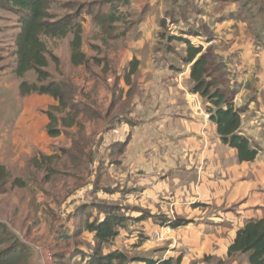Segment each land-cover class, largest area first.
<instances>
[{
    "label": "crops",
    "instance_id": "1",
    "mask_svg": "<svg viewBox=\"0 0 264 264\" xmlns=\"http://www.w3.org/2000/svg\"><path fill=\"white\" fill-rule=\"evenodd\" d=\"M158 2L162 6V0H140L136 4L139 8L149 6L151 9L150 7ZM179 2L191 7L193 4H201L202 0H178L175 6L180 7ZM205 3L209 4V8L216 6V10L209 12V15L203 18V23L196 27L189 25L187 19L181 20L190 28L188 32L174 37L188 40L193 47H201L202 52L211 48L214 55L225 63L231 72L229 80L234 89L232 102L234 107L241 111L239 132L253 147L256 140L264 136V0H205ZM244 4H253L250 6L252 7L250 14L243 12ZM169 5H171L170 1ZM153 11L149 10L146 16L138 21L139 34L130 41L131 49L123 54V63H126L121 66V70L113 67L112 71L109 65L108 76L103 78L107 81L105 80L106 84H103L98 99L99 103L105 106L103 110L107 109V113L110 114L116 108H122L124 111L119 115H112L111 119L106 112L101 114L98 121L101 128H103L102 124L104 125V132H100L98 138L93 137L88 129L84 131L89 144L83 147L81 161L75 162L78 167L74 165V160L67 157L68 166L72 169L79 170L82 166L89 165L92 176L80 187V189L86 188L84 189L86 197L81 193L74 196L79 189L75 187V192L68 193L64 199H69L70 210H74L81 203L111 204L108 202L120 201L121 198L128 199L133 190L130 188H134L130 186H135L136 183L131 184V181L125 177L124 180L115 179L112 184L107 180L109 169H121L124 167L123 162L127 161L130 171L145 170L147 177V171L154 169V147L153 144L143 145L141 138L148 143L150 135L166 137L170 134L172 137L177 135L183 140L184 145L173 148L171 153L186 154V150H192L197 155L198 162L201 160L193 174L200 193L192 199L193 204H201L205 207L199 211L197 225L179 227L186 229L179 231L178 238H174L173 243H168L172 244L169 247L168 259L175 258L179 259L178 264H189L190 252L184 257L180 256L183 250H188L194 255V260L197 261L195 264H249L247 254H236L229 258L227 250L236 232L245 223L263 218L264 158L261 159L257 155L253 162L240 163L235 150L221 142L216 125L205 117L208 114L206 112L208 104L200 96L189 94L193 85L190 80L192 63L173 67L175 65L169 61V49L164 51L154 49L159 27H167L173 23L170 21L168 23L163 16L157 21ZM205 20L210 22L207 23ZM80 24L83 33L84 24ZM169 38L171 37L168 36ZM71 41L72 36L67 46L69 63L75 70L81 71L88 59L80 47L84 63L72 64ZM194 43L196 44L193 45ZM183 46L186 54V45ZM132 61L137 62V69L127 83L125 76ZM14 69L15 67H10L8 63L0 65V116L2 117L0 146L4 144L8 147L10 138L22 137L29 133L33 138L42 139L46 147L50 148L55 138L47 133L49 121L43 112L48 107L57 106L58 102L47 95H21L19 85L22 79L15 76ZM76 80L77 78L74 81ZM74 83L78 86V83ZM2 89L5 92L2 93ZM86 92L85 90L84 93ZM77 95L76 93L72 96L74 105L92 102V99L87 101L85 97L78 98ZM117 103L119 105L116 107ZM198 104L200 108L197 107ZM10 112L18 113V117L13 122L7 120ZM79 118L84 119L83 114L72 117L74 121H79ZM4 119L6 123L3 122ZM112 119L115 120L114 124ZM128 123H132V126ZM58 129L60 130V126ZM77 139L75 136L73 140ZM117 144L123 146H113ZM68 146L71 147V141ZM39 148L43 150L42 147ZM9 151L10 148H4L2 154ZM24 152L30 153L28 150ZM165 152L168 153V150L166 149ZM43 153H48L46 156L53 154L48 149H44ZM85 155H89L92 161ZM160 160L164 159L160 158ZM0 166L7 168L6 166L9 165L0 162ZM119 206L122 205L119 203ZM145 208L149 210L148 206ZM129 209L132 212L137 211V206H131ZM73 212L66 215L68 235L73 231ZM150 214L154 216L152 212ZM125 216L130 217L127 212ZM102 217L100 215L99 219ZM148 221L154 224L151 218ZM125 230L120 229L119 236L123 234L121 231L125 232ZM83 237L90 247L93 244L91 235L85 232ZM52 239L51 236L48 243L56 246V241ZM89 247L77 248L88 253ZM68 250L72 251L73 247ZM44 251H47V247H44ZM175 253L179 255L174 256ZM71 255L69 257L71 262L81 261L80 255L74 257ZM31 264H39V257L35 251ZM173 264H176V261Z\"/></svg>",
    "mask_w": 264,
    "mask_h": 264
},
{
    "label": "rangeland",
    "instance_id": "2",
    "mask_svg": "<svg viewBox=\"0 0 264 264\" xmlns=\"http://www.w3.org/2000/svg\"><path fill=\"white\" fill-rule=\"evenodd\" d=\"M169 1L171 5H169ZM138 2L140 0H51L50 13L54 15L55 20L69 17L72 21L84 24L81 51L88 61L81 71L75 70L70 65L67 46L71 35L62 39H43L47 51L56 57L58 62L49 60V65L44 70L50 74V78L42 84L55 83L62 88L64 95L65 91L68 95L67 89L69 87H74V94L77 93L78 98L80 96L81 98L85 97L87 101L92 99V102L78 103L76 106L79 112L70 111L67 107L66 110L65 107H62L60 112L53 110L52 107L46 109L56 117V121L51 123L52 127L58 128L60 126L59 137H52L55 138L51 144L54 149L49 148V146L47 148L42 139L33 138L32 134L29 133L22 135V137L10 138L8 147L4 144L0 146V162L9 165L6 166L7 168L4 166L7 174L0 182L4 183L3 186H0V223L6 225L22 242L32 246L38 257L44 247H47L51 257L52 254L62 253L63 258L57 259V264L82 263L78 260L70 261L69 256L73 250H68L70 244L66 243L64 235H61L62 240H58L56 246L48 242L51 240V236L53 238L55 227H58L61 234L65 233L68 221L66 215L74 211L70 210L69 199L65 200V196L75 192V187L79 189L74 196L80 195V193L85 196L84 189L86 188L80 189L81 184L92 176L89 165L82 166L79 170L70 168L67 162V154L64 151H73L89 144L85 140L84 145H73L75 136L77 138L81 135L85 136L84 131L86 129L95 138H98L100 132H104V125L102 124L103 128H101L98 119L101 118V114L107 113V109L103 110L105 106L100 104L98 99H100L99 94L103 84H106L107 81L103 78L108 76L110 71L108 66L110 65L112 71L113 67L121 70V66L126 63H123V54L131 49L130 41L139 34L137 23L151 9L154 10L153 13L157 21L163 16L168 23L169 21L173 23L167 27H159L154 41V49L162 51L169 49V61L175 65L173 67L185 65L183 62L186 56L184 43L179 40H171L175 35L180 36L182 33L188 32L190 27L181 20L187 19L189 25L196 27V25L203 23V18L208 16L209 12L212 13L216 10V6L209 8V4L205 3V0H202L201 4H193L191 7L184 6L181 2H179L180 7L175 6L178 4V0H162V6L158 2L153 4L151 9L149 6L139 8V5L136 4ZM252 5L246 4L244 10ZM108 16H113L116 22L108 23ZM18 22L19 18L16 14L0 8V65L8 63L10 67H15L17 57L15 56L14 39L20 29ZM205 22L209 23L210 20H205ZM168 36L171 38L168 39ZM219 59L214 62V65H222L221 70L215 75L216 84L218 87L222 84L225 89L234 91L229 80L231 72L225 63L223 62V65ZM99 63L103 65V68ZM76 78L77 80L74 81ZM227 80L229 82L226 84L225 81ZM22 81L40 85L34 72L27 73ZM73 81L78 83V86ZM85 90L86 93H84ZM3 91L5 92L4 89L1 90L2 93ZM193 96L198 95L194 94ZM118 105L117 103L116 107ZM197 107L200 108V104ZM82 109L83 112L81 113L80 110ZM73 111L76 114H83L84 119L79 118L78 122L74 121L72 119ZM122 111L124 109L116 108L113 113H107L108 118L111 119L112 115H119ZM17 117L18 113L10 112L7 120L13 122ZM0 118L2 119L1 116ZM111 121L114 124L115 120L112 119ZM3 122L6 123V119ZM128 124L132 126V123ZM170 130L172 131V126ZM86 139L88 140L87 137ZM148 139V143L142 138L141 142L143 145L153 144L155 163L154 169L147 171V177H145V170L130 171V165H127V161L123 162L124 167L121 169L110 168L107 175V180L112 184L113 181H116L115 179L124 180L125 177L131 181V184L136 183V187L133 185L130 187L134 188L129 187L133 190L128 199L121 198L120 201H109L108 203L111 204H107L118 207V210L113 212L120 215H125L127 212V215L130 216H126V221L123 223L126 228L125 232L121 231L123 234L114 239L108 247V250L117 249L123 252L127 260L135 259V261L125 264H144L141 262L144 259L168 260L169 247L172 245L168 243H173V239L178 238L179 231L186 229L183 227L197 225L196 221L200 216L199 211L205 207L201 204H193L194 200L192 199L200 193L196 184L197 181L195 182L193 177L196 172V165L198 166L201 162V160L198 162L197 155L192 150H186V154H172V150L177 146L184 145L183 140H180L177 135L172 137L170 134L166 137L154 134L150 135ZM70 141L71 147L68 146ZM36 144L38 146H35ZM254 145L253 147L258 150V156L263 159L264 136L258 138ZM39 147H42L43 150L48 149L53 154L46 156L48 153H43ZM4 148H10V151L2 154ZM61 148L66 149L60 152ZM166 149L168 153L165 152ZM24 150H28L30 153L26 154ZM160 158L164 160L161 161ZM119 203L122 205L121 207ZM262 203L264 204V198H262ZM128 206H137V211L132 212ZM145 206H148L149 210H146ZM103 208L105 206L100 209ZM104 210L111 212L112 209L105 208ZM151 212L157 217L155 221L152 220L154 224L148 221ZM51 214L54 217L49 218L48 215ZM262 214L264 217V210ZM139 216H145L141 222H137L136 218H133ZM175 219L186 221V224L180 229L179 227L173 229L168 224ZM83 239L85 238L79 236L75 242L84 243L89 247L90 244L86 240L82 242ZM189 252L191 254L189 264H195L197 261L194 260L191 251L183 250L180 256L184 257ZM177 255L179 254H174V256ZM175 261V258L172 259V264Z\"/></svg>",
    "mask_w": 264,
    "mask_h": 264
},
{
    "label": "trees",
    "instance_id": "3",
    "mask_svg": "<svg viewBox=\"0 0 264 264\" xmlns=\"http://www.w3.org/2000/svg\"><path fill=\"white\" fill-rule=\"evenodd\" d=\"M125 3L127 2L125 1ZM50 6L51 0H0L1 9L13 12L19 18L20 29L14 39L17 60L13 72L19 79H23L29 72H34L37 76V82L40 83L38 86L21 81L19 85L21 95H47L58 102L57 106L52 107L53 110L60 112L62 107H65V110L69 108L70 111L75 110L79 112L77 106L72 103V96L74 94L72 87L67 89L68 95L66 91L64 95V91L59 85L52 82L42 84V82L50 78V74L44 70L48 67L49 60L55 63L58 62L56 57L47 51L43 39H62L67 35H71V62L73 65L84 63V57L80 53L81 24L72 21L69 17L55 20L54 15L50 13ZM245 6L246 4L242 6L243 12L250 14L252 7L244 10ZM107 21L110 24L116 22L113 16H108ZM162 24L164 23L162 22ZM171 40H179L186 45V56L183 62L187 64L192 63L190 68V80L193 83L191 93L200 96L208 104L206 112L209 115V121L216 125L217 134L221 142L235 150L240 163L253 162L258 155V150L252 147L249 140L239 132L241 111L233 105L232 97L234 91L225 89L222 84L220 87L216 84L215 75L221 70L222 65H214V62L219 58L214 55L211 48L202 52L201 47H193L186 39L172 37ZM197 56L199 57L196 58ZM136 69L137 62L132 61L129 64V71L125 76L127 83L130 76L136 72ZM227 82L229 81H225L226 84ZM67 85L70 86L69 84ZM75 111H73L72 117L77 115ZM80 111L82 113L83 109ZM44 114L49 120V124L47 125L48 135L50 137L58 136L60 133L59 129L53 128L51 125L52 122L56 121V117L50 111H46ZM85 140L88 142L86 136H78V139L74 140L73 145H84ZM87 145L69 152L62 149L61 152L64 151L67 157L70 160H74V165L78 167L79 165L75 162L77 160L78 162L81 161V152L83 147ZM121 145L123 146V144L113 146ZM85 156L88 160L92 161L89 155ZM74 158L77 159L75 160ZM5 174H7L6 169L0 166V182L5 178ZM3 184V182L0 183V186H3ZM104 206L106 209H112L111 212L104 210L105 208L100 209ZM117 210V206L102 203L87 202L78 204L74 208V215L72 216V233L70 235L67 234V226L65 227L64 234H61L58 227H55L53 239L57 243L61 239V235H64L66 243H69L70 247H73L71 256L80 255L81 261L84 264H125L133 262L135 259L127 260L124 253L117 249L108 250L110 243L119 236V230L126 229L123 223L127 217L115 213ZM100 215L103 216L102 219H99ZM144 217L139 216L135 220L141 222ZM148 217L153 221L157 218L155 215ZM184 224H186V221L175 219L169 222L168 225L174 229ZM85 232L91 235L93 242L89 247L88 253H84V251L77 248L84 246V243L75 242V239L79 236L83 237V233ZM82 242H85L84 239ZM236 254H247L249 264H264V217L248 221L236 232L232 244L228 247L227 256L230 258ZM33 256L34 250L32 246L22 242L6 225L0 223V264H31ZM62 258V253H58L57 255L52 254L51 264L53 262L57 264V259ZM141 262L144 264H172L171 259L164 261L144 259ZM178 262L179 259L176 260V264Z\"/></svg>",
    "mask_w": 264,
    "mask_h": 264
},
{
    "label": "built area",
    "instance_id": "4",
    "mask_svg": "<svg viewBox=\"0 0 264 264\" xmlns=\"http://www.w3.org/2000/svg\"><path fill=\"white\" fill-rule=\"evenodd\" d=\"M206 118L209 117L208 114L205 115ZM52 257L49 253V251L41 250L40 256H39V264H51Z\"/></svg>",
    "mask_w": 264,
    "mask_h": 264
}]
</instances>
